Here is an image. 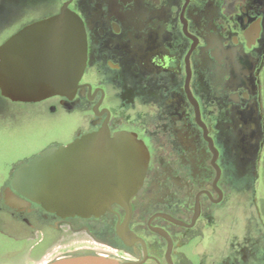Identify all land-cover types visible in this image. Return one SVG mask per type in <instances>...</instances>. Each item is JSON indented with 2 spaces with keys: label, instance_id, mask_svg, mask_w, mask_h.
<instances>
[{
  "label": "flooded vegetation",
  "instance_id": "obj_1",
  "mask_svg": "<svg viewBox=\"0 0 264 264\" xmlns=\"http://www.w3.org/2000/svg\"><path fill=\"white\" fill-rule=\"evenodd\" d=\"M9 4L43 8L9 36L63 8L75 13L86 66L71 97L8 99L70 124L13 161L0 186V233L23 240L11 235L19 221L24 240L36 238L31 248L44 242L42 226L56 233L49 246L66 236L89 244L62 256L264 264V0H0V20L18 12ZM102 128L132 133L148 151L126 223L119 205L62 218L5 204L18 165Z\"/></svg>",
  "mask_w": 264,
  "mask_h": 264
},
{
  "label": "water",
  "instance_id": "obj_2",
  "mask_svg": "<svg viewBox=\"0 0 264 264\" xmlns=\"http://www.w3.org/2000/svg\"><path fill=\"white\" fill-rule=\"evenodd\" d=\"M86 66V36L80 18L67 8L23 26L0 44V94L20 102L54 95L71 97ZM148 151L132 133L100 129L66 145L48 147L18 165L14 192L5 204L30 202L59 217L99 216L130 202L141 187ZM118 233H120L118 228ZM121 236V235H120ZM45 264H138L99 254L59 256Z\"/></svg>",
  "mask_w": 264,
  "mask_h": 264
},
{
  "label": "rangeland",
  "instance_id": "obj_3",
  "mask_svg": "<svg viewBox=\"0 0 264 264\" xmlns=\"http://www.w3.org/2000/svg\"><path fill=\"white\" fill-rule=\"evenodd\" d=\"M13 6L8 5L9 9ZM13 9L16 13V10H19L18 5H15ZM42 9L22 8L10 19L0 20V43L19 26L37 17ZM69 124L70 122L64 116H46L39 105L11 102L0 96V186L7 172L16 165L13 163L14 160L35 151L52 136L65 135L66 126ZM10 224L15 228V232L11 235L24 240L26 233L23 232L22 223L10 221ZM42 227L44 242L35 248L31 246L35 244L36 238L23 241L0 233V264H45L56 257L72 252L76 247L89 245L85 242L77 243L73 240L75 238L66 236L62 243L49 246L56 233L52 229ZM221 242L220 245L225 250L228 244ZM240 245L246 244L240 243Z\"/></svg>",
  "mask_w": 264,
  "mask_h": 264
}]
</instances>
